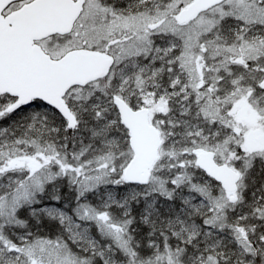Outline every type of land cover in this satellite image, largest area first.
<instances>
[{"label": "snow or ice", "instance_id": "1", "mask_svg": "<svg viewBox=\"0 0 264 264\" xmlns=\"http://www.w3.org/2000/svg\"><path fill=\"white\" fill-rule=\"evenodd\" d=\"M0 264H264V0H0Z\"/></svg>", "mask_w": 264, "mask_h": 264}]
</instances>
